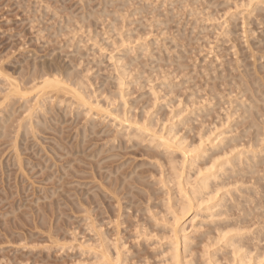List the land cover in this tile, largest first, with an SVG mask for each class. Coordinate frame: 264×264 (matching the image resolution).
Masks as SVG:
<instances>
[{"label":"rangeland","instance_id":"rangeland-1","mask_svg":"<svg viewBox=\"0 0 264 264\" xmlns=\"http://www.w3.org/2000/svg\"><path fill=\"white\" fill-rule=\"evenodd\" d=\"M46 1H47V4L50 2L51 6H50V3L47 5ZM115 1L120 2V4L118 3L120 6H118V4ZM122 1L125 3L127 0H125V1L124 0H121V1L120 0H82V1L81 0H44V1H41V0H0V65H1L0 68L5 73L10 72V74H7V75L11 76V73H12V77L16 76L17 71L21 72L20 70L23 69V71L25 70L24 71L25 73L21 72V75L19 73L18 74L20 77L21 76L25 77L27 75V72H28V74L31 72L30 68H32V67L31 66L29 67L30 64L36 63V67H35L36 69L41 68V67H37V66H42V64H43V67L46 65H50L52 67H60L59 66V64H60L61 65L60 68H62V69H64V68L71 69L74 66L77 70H79V71H75L74 69H72L73 71L77 72V75H80V74L85 75L86 78H89L91 80L90 81V80L86 79V84H88L87 86H90L89 87L90 90L96 91L97 89L95 87H97L100 91L104 92L103 94L100 93V94H102L101 98L104 99V97H107L105 95H108V97H110V96H113V95H111L112 93L114 95L116 94V92H117L116 90H118L117 89L118 87L116 85L115 86L117 88L114 87L113 82H115L114 81L115 78L118 77V73H119L118 71L120 69L117 70V68L120 67V65L122 66L123 64L129 63V61H130L128 59L129 56H127V59L125 58L126 57L125 56L124 57L125 59L124 58L121 59L120 62H116V61H118L117 58L120 57V54L126 49V47H129L127 49L132 50L135 46L136 50L135 51L133 50V52L129 55H131L130 56L131 58L133 57L135 60L136 59H138V60L135 61L134 64H132V65L131 64L126 65L129 68V73H130L128 80L133 79L137 73L142 74V78L138 82L131 83L129 87L126 86V89H125L126 94L124 96V99H121L120 97L117 98V96H113L116 99L110 97V100L108 98H106L104 101L103 99L101 100L99 98L101 100L102 105L105 107L106 100L108 99L109 102H107V105L109 104L108 107L113 109L114 107H118L120 105V103H122V101L125 100L126 101L125 107H126L129 115H134L135 117L140 118L141 121H142L141 118H146V120L149 118L148 121H146L148 123H152V120H153V122L156 124V126H155L156 129L162 128V126H165L169 129L170 128H176V130L178 131L176 138L183 139L185 141V144H188L191 141H195L197 146H198V144H200L199 137L196 136L198 133H196L195 131H197V132L199 131V133H201V134L206 132V134L205 133L202 134V135H204V137L202 139V142L204 143L203 145L209 146L211 140L214 142H217L218 138L221 137V136H219V134L222 131L227 129L230 122H232L233 120H237V121L241 120V117H240L241 111H238L237 113L231 114V111L236 106V102H232V99L235 98L236 93L231 92L230 87L221 81L222 74H220L221 75L220 79L217 78L219 80H215L216 75L218 77L219 76L218 74L220 72H222V70L224 68H226V66H228L227 60L228 59L230 60L231 58L233 60V58L235 59L237 57L236 55H235L236 57H233L234 55L230 54V53H232V51L235 52V49L232 48V46H230V45L235 44L236 46H238L236 49H239V54L241 53L242 58L246 59L245 62L242 63L243 65L248 64L250 66H253L252 64H254L252 61L253 59L251 58L250 51H247L249 46L246 47L247 44L246 45L244 44L247 40L245 38H243L244 37L243 32H242L243 30H240V28L242 29V27H241L242 25L239 24V28H238V23H237V21L240 20V19L237 20V18L241 17V20H243L242 19L243 17L239 16V14L247 13V9L246 10L244 9L245 8V7H243L244 5L241 4V2L239 0H238V2L240 4L238 3L239 4L238 8H236L238 5V4L236 5V2H235L236 0H227L230 3L226 2V0H201L202 3L200 2L201 3L200 5L198 4V2L200 1L199 0V1H197V3L195 2V4H194V5H197L196 8L193 4H192L193 6L190 5V3L192 1L194 2L196 0H192V1L190 0L191 2H189V1L185 2V0L183 2V0H180L184 3L183 4L180 2L181 4H183L182 7L184 6V9L181 8V6L176 2L177 4L176 3H174V4L179 5V6H176L177 10L175 8V5L172 4L176 0L175 1L169 0V3L172 2L171 5L175 8V10L171 6H170V10H169V4H168V6L167 5L163 6V0H128V1H130V6H128L126 4L128 7H126V5L124 3H122ZM165 1H166V3H168V0H165ZM245 1L242 3H245ZM205 2H206V4H204ZM207 2H209V4L212 3V7L210 6L211 4L209 5ZM220 2L223 3L222 4V10H223V5L225 3L230 4L229 5L230 7L228 5L226 6L227 9L229 7V8H231L230 10H232L231 13H230V11L227 10L228 13H230V17H229V14L224 15V13H225L224 10H226V7H224L225 9L223 11L220 10L221 9V7H220L221 3ZM109 3H113V5L107 6ZM121 3L123 5H125L124 8H126V9L121 7V6H123V5H121ZM127 3H129V2H127ZM234 3L236 5V7H235ZM115 4H116V6H118L117 9L119 8V10H120V7L122 8V10H123L121 12L122 15L128 14V15H126L128 17L125 20H123V21H125L124 23H122L123 25H118L119 27H121V33L122 34H120V35H123V38H125L124 35H127V33H129V34L133 33L134 35H135V33H138V34L140 33L139 36L137 34L136 37H134L133 34H130L129 39H132V36L135 38V39L133 38L131 41H125L126 39L121 38V40H119V41H125V42L124 43L120 42V44L122 43L123 46H122V48H119V50L116 48L115 45H117V44L115 42H112L115 46L114 47L115 50L114 49L112 50V48L106 47V45H107L106 43L107 42L111 43V41L113 39H114V41L117 40L116 42L118 43V38L120 36L118 34L120 32V28H119V31L118 30L114 31V29H113L114 25L111 27L112 29L107 28L106 31L109 30L108 32L111 33V30H113L114 34L118 31V33L116 34V35H119V36H117L118 37L117 39H115L116 37L115 38L113 37L112 33L106 34V31H105V28L111 24L110 20H113V15L111 14L112 12H110V11L114 10L116 13V9L113 8ZM231 4H233L234 6ZM45 5L50 6V8L54 5L55 6L52 7L53 9L49 10L48 9L49 7H47ZM198 5H199V7H198ZM207 5L211 8L207 7ZM44 6L47 7L46 9H48L49 11H54L55 13L50 12V14H49V12L48 13L45 12L46 9L44 8ZM215 6L220 7V8H217ZM138 7H140V8L146 7V11H148L149 13L144 10L145 12H142L143 14L139 12L140 15L137 16L136 14L138 13V11H136V10L138 9ZM165 7H166V9H165ZM167 7H168V9H167ZM197 7L199 9L201 8V11L204 10L206 7V11L209 13L206 14L207 12L205 13L203 11L204 15L202 14V16L205 17L206 15H208L209 16L208 21H206L205 18H203L201 15L198 14V13L201 14V12L200 11L197 12L199 10V9H197ZM57 8L58 9L62 8L65 11L63 10L64 11L63 12V11H61L62 9L58 10ZM158 8H160V9L158 11H156ZM232 8H236V9H234V10H236V12H233L234 10ZM103 9H105V11H107V13L109 12L111 14L110 18H106V16H105V19H104V16L101 15L102 18H100V15L99 16L96 15L98 12H100V10H103ZM192 9H193L194 14L190 15L189 13L190 12L192 13ZM237 9L239 10V12L240 11L242 12L243 10H245V11L243 13H239ZM163 10H165L167 13H169L168 15H170V16L162 15L164 13ZM168 10H169V12H168ZM171 10L174 12H172ZM114 11H113V14H114ZM126 11H127V13H126ZM130 11H133V13H136V14H133L132 12L130 13ZM134 11H136V12H134ZM56 12L59 13L60 17L58 15V13H57L58 16L55 15L54 17H52L53 15H51V13L56 14ZM88 12H90V14L93 12V14L95 15L91 18H96V17L100 18V19L96 18L95 20L92 19V23L90 20L88 21V23L89 22L91 23V25L89 24L88 27L91 26V29L93 30V32L91 31V34H89V36L92 38L94 36L93 34L96 35L99 32L98 36H96V37L94 36L92 38L93 40L88 39L87 35H88V33H90V31L88 32L86 29L82 28V27L86 28V26H85V24L84 25L82 24L83 26L80 24V21H79L80 19L74 20V18H73V21L74 22L78 21L79 22L78 24H80L82 26L81 27L80 25H78V27L83 29V31L80 30L79 28L77 31H76L77 28H75V30L73 29L74 28L73 26L76 25V23L75 24L70 23L71 22L70 21L68 24H71V25L73 24L71 27L65 21L67 19L69 20V17L67 18L68 15L71 17H73L72 15H76L75 19H77V17H81V14L86 13V15H87ZM128 12L131 15L133 14L134 16L133 15L131 16ZM151 12H153V13L159 12V15L162 13L160 15L162 17H160L158 15V18H156L157 14L155 13V15L153 16V14ZM41 13H42V17L45 16L42 18V20H44L46 23L44 21L41 23V19H40ZM45 13H46V15H45ZM171 13H173V16H175L172 18V21L170 18H168V17L172 16ZM210 13H212L213 15ZM233 14H237L239 17L238 16L236 17V15L231 17ZM36 15H37V17H36ZM88 15H89V13H88ZM104 15H106V14H104ZM117 15L121 16L120 13L118 14V12H117ZM258 15H260V14H258ZM50 16L53 20L50 18ZM119 16H118V20H116V21H120ZM212 16L214 18H212V20H210V17H212ZM254 16L255 15H253V19L251 18L252 16L250 17L252 19V21H251V19H249V21L251 23H250V28H248V30L250 29L249 31L252 32V37L250 35L251 32L249 33L250 36L248 34L245 36L246 37L248 36V38H249L248 42L250 44L255 45V47L252 46L253 49L257 50L256 52L259 51L257 53V56L259 58L260 53H262L264 51V38H262L263 36H261L259 34L261 32L260 29L264 27V24L263 25L259 24L258 23L259 21H257L258 19L256 20L257 17H255V19H254ZM35 17L37 18V20L34 19L35 22H33L34 20L32 21L31 19L35 18ZM63 17H64L63 22L65 21L68 28L66 27V25L63 22L62 23L64 24V26L67 29H69V30L71 29V30H70V32L68 30L66 32V29H65V32H63L64 26L61 23L60 26L63 29V31H62L63 34L61 35V33H60L59 36H57L56 34L58 31L56 32V30H58L59 28L56 25L58 22L55 21V19L58 20V18H59L58 21H60V19L61 18L63 19ZM65 17H66V19H65ZM107 17H109V15ZM226 17H229V19H228L229 21L225 20ZM124 18H125V15H124ZM124 18H121V20ZM161 18L164 19V21L167 20L170 22L168 23L166 21L168 24L166 26H163L165 24L161 25V23H163V20ZM232 18H236V22H234V20ZM140 19L142 20L141 25H139V23H136V22H139L138 20H140ZM159 19H161L162 21H160ZM193 19H194V21L196 19L197 20L199 19L198 21L196 20L197 24L194 25L195 22L193 21ZM204 19H205V21H204ZM108 20L110 21L109 22L110 24L107 25ZM141 20H140V22H141ZM156 20H158L160 22L159 23L157 21L158 22L157 25L160 24L161 27L159 25H158L159 27L156 26ZM54 21L57 23H55ZM232 21L234 23H236V25H237L238 29H236V28H234V29L239 31L238 34L232 28V24H233ZM52 22H54V25L53 26L49 25ZM191 22H194V23L191 24ZM241 22L243 23V21H239V23H241ZM130 23H133V24H130ZM229 23L231 24V26H229L230 25ZM117 24H119V22ZM117 24L115 23V25H117ZM221 24H223L224 26H220ZM46 25H49L48 27L50 29H54L52 27H55V26L58 29H56V27H55V29L53 31H51V30L46 31V29L43 27ZM191 25H192V27H191ZM138 26L140 27L141 30L139 28H137ZM194 26H196V28ZM48 27H47V29H48ZM226 27H228V28H226ZM234 27H235V24H234ZM42 28H44L45 30L44 29L42 30ZM191 28L198 29L199 31L197 30L198 32L197 31L195 32ZM229 28L231 30L232 29L234 30V31H232L233 33L230 32V33H232L231 37H232V35L235 37H239V39L236 38L237 40H235L234 37H232V39H231L230 35H227V36H229L231 41L232 40H233V42L237 41L235 43H233L231 41H230V43H227V42H229L228 40H226L227 42L226 41L224 42V40L228 37L225 36V39H224V33H226L227 31L226 32H223V31L229 30ZM72 29L74 30V32H72L73 31ZM137 29H139V30L137 31ZM84 30L87 32H84ZM191 30H193L194 33H192ZM54 31H55V33H54ZM234 32L236 35H234ZM253 33H255V34H253ZM109 34L112 36H109ZM129 34L126 37H129ZM181 36H183V37H181ZM110 37H111V39H109ZM250 37L252 39V43H251ZM102 39H104V40H102ZM96 40H97V42H96ZM174 42H176V43H174ZM238 42L240 45H238ZM177 43H178V45H177ZM242 43H243V45H242ZM109 44H108V46H109ZM141 44H143V45L145 44V46H143ZM118 45H119V43H118ZM111 46H113V45H111ZM130 46L133 48H130ZM117 47H119V46H117ZM120 47H121V45H120ZM231 48H232V50H230ZM103 49H105V51L102 52ZM141 49H143V51H141ZM261 49L263 51H260ZM121 50H122V52H121ZM124 52L126 53V51H124ZM124 52L122 54H124ZM256 52H255V55H256ZM115 54H116V56H115ZM113 55L116 58L112 57ZM117 55H119V56H117ZM157 55H158V57L160 56L162 58V62L153 63L154 59H152V57L157 56ZM2 62L5 64L2 65L1 64ZM53 63H55V64H53ZM69 63H71L72 65ZM224 63L226 64V66ZM44 64H46V65H44ZM217 64L218 65L221 64V66H223V67L225 66V67L224 68L222 67V69H221L220 66H218ZM256 64H258V67L261 69L263 67V64H264V59L259 60ZM27 65H28L29 69H27V67H26ZM68 65H70L69 68H67ZM32 66H33L32 69L36 70L34 68V65H32ZM116 66H118V67L116 68ZM2 67H4V69ZM25 67H26V69H25ZM214 67H217L221 71L216 69V73L213 72V73H215V77H212V78H214V80H213L211 77H209V76H213V74L210 75L208 73L211 72L212 69L215 70ZM2 70H0V71H2ZM12 70L14 72H12ZM262 70H260V71L264 75V69H262ZM80 71H81V73H80ZM217 71H219V73ZM251 71H253V70H251ZM78 72H79V74H78ZM22 73L24 74V76L22 75ZM227 73L228 72H226V74ZM30 74H32V73H30ZM30 74L27 76H30ZM226 74H225V76H226ZM233 74L236 75V74H238V72H233ZM0 76H1V74H0ZM16 77H18V76H16ZM223 77H224V74H223ZM0 78H1L0 80L3 81V77L1 76ZM2 81H0V83ZM87 81H88V83H87ZM3 84H4V82H2V84H0L1 88L4 87ZM92 84H93V87L95 86L94 90L91 89ZM114 84H116V83H114ZM262 84H263V82L261 83V85ZM215 86H217L216 88L219 89V90L218 89L217 90L221 94L219 95V97H216V98L208 101L209 97H207V96H209V95H207L206 93H209L210 89L212 87H215ZM99 90H97V92ZM34 91H36V90H34ZM34 91L33 92L29 91L30 94H29V92H28V94L31 96H34L35 93H37ZM97 92H95V94ZM0 93L1 94L3 93V95H4L3 91H1ZM109 93H110V95H109ZM100 94L98 96H100ZM29 95H27V97H29V99H27L28 100L27 102H29V100H31V102L37 103L36 101L33 100L34 98L29 96ZM263 95H264V87H262L261 91L257 93V97H258L259 101L255 103V109L253 110V116L250 117L249 119H246L248 123L252 118H255L257 120V122L264 124V96ZM68 96H70V95H68ZM238 96H240V95H238ZM24 100L20 99L18 101L20 103L12 102V104L13 103L16 104V106L13 105V107H14L13 109L16 110V108H17L16 111H18V113L19 112L22 113L20 111V109H21V106H23V104L25 105L26 100L25 101ZM68 100L69 99H66L67 106H69ZM240 100H247V102L251 103L248 96L240 97ZM21 101H24V103ZM57 101H58V103L60 102L59 99ZM63 101H65V100L63 99ZM55 102H56V100H55ZM56 103H54V104H56ZM60 103H59V105H60ZM64 103H66V102L61 103L60 106L63 105L62 107H59V106L56 107L57 105H55L56 108H54L55 110H53V112H52L54 115L56 114L55 116H53L51 112L49 113L50 116L49 115L47 116L48 118H52V117L54 118L55 117L56 121L54 119L53 121H55V122H53L52 124L50 123L49 125H51V126L48 125L49 126L48 128L51 127L50 128L51 130H49V131L47 130L48 128L47 129H45V127L41 128V131H40L41 135L40 136H42V137L39 140L40 143L37 141L35 142V140L33 141L34 138L32 135H31L32 138L29 137V139H28V137H26V139H28V141L25 139V137H23L25 135L24 134L22 135V133H21V136L18 137L19 138L18 139V143H19L18 147L20 149V152L23 151V149H25V151L21 153L23 160H24L22 163L23 164L22 166L25 170L24 173L22 171L23 168H19V166H17L18 164L16 165V162L14 159L15 158L14 148L12 146H10L12 144L10 142L13 141L12 139H14V136L11 134V133H13V132H11V130L13 128L15 129L16 126L18 127V125H17L18 123L16 124L12 120L14 126L16 125L15 127L12 126L13 128L12 129L10 128V130L6 129L7 127H5V129H4L5 133L2 131L3 129L0 130V131H2L3 134L7 133L6 137H8V139H7L5 137V135L1 134V132H0V134H1V136H0V162H1L0 168L5 167L3 169L1 168L2 170L0 169V264H97L96 260L94 261L95 257L94 256L92 257V255L94 254V249L93 250L87 249L89 247V243L91 241L92 242L94 241V242L92 245H91V243H92L91 242L90 245L92 247L95 246L94 245L95 244L94 239H96V238L94 237V235L96 236V234H95L96 231H95V229L94 230L91 229L93 227L90 228V226H92V225H89L90 219H88V223L86 221L87 219H85V217H87V215H88V214H86V208H89V209L94 208L93 211L91 210V212H90L92 215H95L94 211L97 210L96 198L94 195L93 196L91 195V194H94L93 190L91 191L92 193L91 192L87 193V191L94 189L92 187H94L96 183L94 181H92V180H94L93 176L99 172V169H97V167L99 165L96 164L97 158L95 160V158L93 157V153H94L93 149H94V147H96V145L98 146L99 143H100V145L102 143L106 144V143H104L105 140H106V142L109 140L108 138L111 136L105 134L106 131L109 132L111 130V132L113 133V131H115V129H117L118 127H114L115 123L113 122L114 120L112 119V116L110 118V116H108L105 112L98 115L97 113L95 114L92 111V114L96 115V117H94V119H93V118H90V116H92V115H90L89 112H88L89 114L86 115V114H84V111H82V113H81V111H80L81 109H78L80 111V117H79V113H78L79 111L76 110L77 104H76V106H74L75 104H73V107L69 106L68 107L69 109H66V110L64 109L65 114H67L66 116H64L65 114H64L63 108H65V106H66V104H64ZM31 104H34V103H30V106H31ZM48 104H49V101H48ZM71 104L72 103L70 102V105ZM35 105H33V106H35V108H38V103ZM50 105H48V106H50ZM8 106H10L11 108L7 107L6 110L9 111V109H11L12 112L14 113V110L12 109L11 104ZM30 106L27 105L25 109L27 110L28 109L27 107L30 108ZM22 108H24V107H22ZM70 108L72 111L70 110ZM211 108L213 110V113L210 115H207L206 111L211 109ZM26 110H25V113L23 112L24 115L22 114L23 117L27 115L26 113H28ZM67 110L68 111L70 110L73 114H75L77 112L78 114L77 113L76 114L78 116L73 115V114H69ZM73 111H76V112L74 113ZM13 113H11V114H13ZM11 114H10V117L12 116ZM13 115H15V113ZM18 115L21 116V114H18ZM59 115H62L64 117L59 118L60 117ZM95 115H93V116H95ZM19 116H17V114L15 115V118L17 121H19L18 120ZM56 116H57V118H56ZM74 116H76L77 119H75L76 117H74ZM228 116H230V117L227 119ZM12 117H14V116H12ZM21 117H19L20 120H21ZM190 117L192 119L187 122V119H189ZM57 119L58 120L60 119V121H57ZM62 119L64 121L66 120V123H64V121H63V123H64L63 124ZM92 119L93 120L96 119V120L91 122ZM9 120L11 121V119H8V121ZM23 120H24V118H23ZM73 120H75V122ZM56 122L58 124L55 126ZM9 123H8V125H9ZM59 123L60 124L62 123L63 125L61 124L62 126H60ZM248 123H246V125ZM72 124H74L75 126ZM85 124H88V126L87 125L85 126ZM91 124L92 125L95 124V125L91 126ZM6 126H7V124H6ZM82 126L87 127L86 130H87V132H89V133H86L87 134L86 139H84L83 135H81L83 140L81 139L80 135H79L80 138L77 135L78 131L81 130V132H82V129L84 128ZM89 127L90 128L95 127L94 129H92L94 132L91 131V129H88ZM191 127L195 128V130L192 134L189 133V129ZM243 127L244 126L241 125V128H243ZM0 128H4V126L0 127ZM110 128H112V129H110ZM14 129H13V131L15 132L17 130V128L15 130ZM42 129H44L45 131H43ZM108 129H109V131H108ZM83 130H85V128ZM200 130H202V131L200 132ZM252 130H254V129H252ZM103 131H104V133H103ZM8 132H9V135H8ZM100 132L103 133V134H101V137H100ZM111 132H109V133H111ZM195 133H196V135H195ZM13 134H15V133H13ZM73 134H74V136H76V137H74V139L71 138V136ZM10 135L13 136L11 141L9 140L10 139L9 137H11ZM185 135H187L188 138H186V137L183 138V136H185ZM194 135H195V137H194ZM28 136H30V135H28ZM98 137H99V139H98ZM44 138H47L48 140L44 139ZM20 139H22L23 141ZM41 139H42V141H41ZM55 139H57V140H55ZM111 139L112 138H110V141H111ZM76 140H78V141H76ZM80 140H81V142L84 141V142H82V145L80 144L81 146L79 145ZM23 142H25V143H23ZM77 142H78V144H77ZM35 143H36V146H35ZM38 143H39V145H38ZM51 143H53V144H51ZM59 143L61 146L57 145ZM75 143H76L77 147L74 149ZM46 144L51 145L52 148H51V146L48 147V145H46ZM54 144H56L58 147L56 145L54 146ZM68 144H69L71 149L69 148ZM19 145H22L24 147L22 148ZM40 145H42V147L46 146L45 149L47 150V152L44 151L45 149L43 150V148ZM127 146H129V145L125 144L124 147L126 149H122V150H119L120 152H118V151L116 152V153H118V155H117L118 158L116 157V159H113V160H107L105 158L106 160H104L103 165H102L104 167V169H106V167H109L110 164L113 167L116 166V168H117L118 165L122 163L124 165V167H123V165H119V167L122 166L121 169L119 170V174H125V173H128L131 169L130 167H132L138 161L141 162V161H146V160L148 161L149 160L146 155L142 156L139 154V150H140L139 148L132 149L131 147L127 148ZM34 147H36V148H34ZM59 147H61V148H59ZM81 147H82V149H81ZM39 148L41 149V152L38 151ZM64 148L66 149V151ZM55 149H57V150H55ZM137 149H139V150H137ZM67 150L71 154L69 152H67ZM74 150H76L75 152H77V154L75 153L76 155L73 154ZM91 150H93V151H91ZM53 151H54V153H56V154L59 153V154H57V156H56V154H54ZM47 153L52 154V155L48 156ZM8 154H9L10 160L8 158ZM10 154H11V156H14V157H11ZM188 154L191 155V152ZM59 155H61L62 158L60 156V158L58 159ZM47 157L49 159H47ZM45 158H46V162L44 161ZM7 159L9 160V162ZM11 159L13 161H11ZM26 159H27V161L29 159H31L32 163H30V160L28 162L27 161L25 162ZM53 159H55V160L53 161ZM56 160L58 161L59 167L55 166L57 164V163H54V162H56ZM220 160L222 161L223 159L220 158ZM220 160H218V161H220ZM47 161L49 163H47ZM110 161H111V163H110ZM12 162H15V164L14 163L12 164L13 166L10 165ZM27 163L30 166L27 165ZM62 164H64V165L60 169V166ZM68 164L69 165L72 164V166H74V169H73V167L70 166L71 169H69V167H68V169H66L67 171H65L64 169L67 168ZM96 165H97V167H96ZM24 166H26V167H24ZM63 167H65V168H63ZM18 168L20 169V172H22L21 174L18 171ZM58 168H59V171H58ZM62 169L64 170V172L61 171ZM104 169L101 170L102 173H103ZM109 169H111V167ZM109 169H106V171ZM141 169H144V168H141ZM16 171L19 172V175H17ZM92 171H93V173H92ZM76 172H78V173H76ZM104 173L108 174L105 171H104ZM104 173H103V175L106 177V175ZM155 174L157 175L159 173L155 172ZM147 175L148 176L144 180L145 181L144 183L147 184L146 185L147 189L149 188L151 191H154V190L160 189V187H162L161 183H159V184L151 183V185H150V182H152L153 180L155 181L156 179L159 178V175L156 176L157 178L149 176L150 174H147ZM107 177H109V176H107ZM248 185H249V183H248ZM133 186L135 187L134 190H137L139 188L143 189L141 186H137V185H133ZM228 188H230V187H228ZM228 188L226 187V189H228ZM86 189H88V190H86ZM226 189L224 188L223 190H221V193L224 192ZM51 193L52 194L54 193L55 195H51ZM105 196H106V194H105ZM45 197H46V199H45ZM2 198H3V200H2ZM103 201H104V207H105L104 209H106V207H109V209H111V210L113 208H115V205H112V204L110 205V201H108V199H105V200L103 199ZM79 203H81V205H79ZM82 203L84 205H86L87 207L83 206ZM80 206H81V209H80ZM90 206H93V207H90ZM82 208H84V210ZM59 209H60V212L58 211ZM13 210L14 211L16 210L15 214L13 213L14 212ZM129 211H131V210H129ZM7 212L10 214L12 213V214L11 215L7 214ZM82 212H83V214L85 213V216L82 214L84 216V218L80 214ZM5 213L7 215H5ZM202 213L204 215V213L206 214L207 211L206 212L203 211ZM57 216L60 218L58 219ZM193 217H194L193 215L187 214L183 217V219H181L179 227H180V230L185 229V232L184 231L179 232L180 235H184V233H186L187 235L190 234L191 236L192 235L194 236V234L197 235L199 233V231H201L200 230L201 227H202V231H203V229L205 230L204 226H205L206 220L211 221V220L217 219V217H216V219H215V217H213V218L211 217L208 220L207 217H204L201 215H198L197 217H194V218ZM50 221H52V222H50ZM90 224H91V222H90ZM200 224H202L201 227H200ZM181 226H184V228L181 229ZM52 228H54V229H52ZM106 228L107 227H105V228L103 227L102 230L106 231ZM107 230H108V228H107ZM22 231L25 233L26 236H24V233ZM50 231L52 232V235H51ZM39 232H41V233H39ZM53 232H54V234H53ZM243 232H245V230H243ZM246 232H247V230H246ZM72 234L75 235L76 240L74 239V235H72ZM32 236H33V238H32ZM60 236H62V237H60ZM91 237L93 239H90ZM52 238H54V240ZM55 238H57L58 241L61 243L63 241H66V243H72V246L74 248L73 247L70 248L71 245L67 244V246H69V248H68L67 246H64L66 243H64V245H63L57 241L60 244V246H59L58 243L56 244ZM131 239H130V242H132V240H133V239L132 240ZM60 240H62V241H60ZM136 241L133 240V243H137ZM6 242H8V243H6ZM80 242H83L85 244L80 243ZM79 243L86 245V247H84V249L83 248L79 249L78 248V246L80 245ZM51 244H52V246H51ZM54 244L57 247L54 246ZM76 244L78 246H76V248H75ZM62 246H64L65 248L63 247V249H61ZM80 246H82V245H80ZM91 246H90V248H92ZM67 248H68V250H67ZM93 248H95V247H93ZM66 250H67V252H66ZM80 250H85V252L83 251V253H82V251H80Z\"/></svg>","mask_w":264,"mask_h":264},{"label":"bare ground","instance_id":"bare-ground-1","mask_svg":"<svg viewBox=\"0 0 264 264\" xmlns=\"http://www.w3.org/2000/svg\"><path fill=\"white\" fill-rule=\"evenodd\" d=\"M41 1H44V0H41ZM164 1L165 0H163V6H165V5L168 6V4H169V10H170V6L172 8H174L171 5L172 2L169 3V0H168V3H166V1L165 2ZM171 1H173V0H171ZM186 1L191 2L192 0L191 1L185 0V2ZM197 1H199V0H196L194 2L192 1L193 3L191 2L190 5L193 6L195 4V2L197 3ZM239 1L241 2V4L244 5L243 6V7H245L244 9L245 10L247 9V13L239 14V16L243 17L242 18L243 20H241V17L237 18V20L240 19L239 21H243V23L241 22L242 23L241 24V23H239V21H237L238 28H239V24L242 25L241 26L242 29L240 28V30H243L242 31L243 36H244L243 38H245L247 40V41L245 40L246 42L244 44L245 45L247 44L246 47L249 46L247 51H250L251 58L253 59L252 61L254 64H252L253 66H250L248 64L243 65L242 63L245 62L246 59L242 58L241 53L239 54V49H236L238 46H236L235 44H232L230 46H232V48L235 49V52L232 51V53H230V54L234 55L233 57H236V56L237 57L235 59L233 58V60H232V58L230 60L228 59L227 60L228 66H226V64L224 63L226 68H224L225 66L224 67L221 66V64L220 65L217 64L218 66H220L221 69H222V67L224 68L222 70V72L219 73V71H221V70H219L217 67H214L215 70L212 69L213 71L211 70V72L208 73L210 75L213 74V76H209L212 78V77H215L216 69L219 70V71H217L219 73L218 74L219 76L217 77V75H216L215 80H219L220 76H221L220 74H222L221 81L230 87L231 92L236 93L235 98L232 99V102H236V106L231 111V114L237 113L238 111H241L240 112L241 120H239V121L233 120L232 122H230L227 129L222 131L219 134V136H221V137L218 136L219 137L218 141L214 142L211 140L209 146L203 145L204 143L202 142V139L204 137V135H202V134H204V133L206 134V132L201 134V133H199V131L198 132L195 131L196 133H198L197 135L195 133V135L197 137H199V140H200V144H198V146L195 143V141H191L190 143L185 144V141L183 139L176 138V135L178 133L176 128H170L169 129L165 126H162V128L156 129V127H155L156 124L153 122V120H152V123H148L146 121H148L149 118L147 120H146V118H141L142 119V121H141L140 118H137L134 115H129L127 112V109L125 107V103H126L125 100H123L122 103H120V105L118 107H114L113 109L108 107L109 104L107 105V102H109L110 97L115 98L113 96H117V98L120 97L121 99H124V96L126 94V91H125L126 86L129 87L131 83L138 82L142 78V74L137 73L133 79L128 80L130 73H129V68L126 65L127 64L132 65V64H134L135 61L138 60V59L135 60L133 57L131 58L130 57L131 55H129L133 52V50L134 51L136 50L135 46H134V48L130 46V48H133L132 50L127 49L129 47H126L127 50L126 49L124 50V51H126V53L123 51L124 54H122L123 52L121 50L122 55L120 54V57L117 58L118 61H116V62H120V60L123 59L125 56H126L125 57L126 59H127V56H129L130 58L128 57V59L130 61L127 64H123L122 66L120 65V67H118L119 65L116 66V68L118 67L117 70H119V69L120 70L118 71L119 72L118 77L115 78V80H114L115 82H113V85H114V87L117 86L118 88L117 87L116 88L118 90H116L117 92L115 95L113 93L111 94L113 96L108 97V95H105L107 97H104V99L101 98V95L104 92L100 91L97 87L94 86L97 90H99L98 92H97V90L95 91L93 84L91 85L93 87V88L91 87V89H93L94 91L90 90V88H89L90 86H87L88 84H86V79L87 80H90V79L86 78L85 75H81V74H80L81 76L77 75V72H75V71H79V70H77L74 66L71 69H66V68L62 69V68H60L61 67L60 64H59L60 67H52V66L46 65V64H44V65H46L47 67L46 66L43 67V64H42V66H37V67H41V68L36 69L35 68L36 63L30 64V65L28 64L29 67L31 66L32 68H33L32 65H34V68L36 70L30 68L31 72L29 70L28 71L32 74L29 73L30 76H27V75H29L27 72V75H26L27 77L26 76L25 77L19 76V74L21 75V72L25 71V70L23 71V69L20 70L21 72L17 71L16 76H18V77H16V76L12 77V73H11V76L7 75V74H10V72H7L8 71L7 70L6 71L7 73H5L0 68V70H2V71H0V74L3 77V81L2 80H0V81L4 82L3 86L5 87L4 88L2 86L4 89L0 87V90L2 89L1 91L4 92V95H3V93L2 94L0 93L1 94L0 95V98H1L0 99V127L4 126V128H0V130L3 129L2 131L5 133V130H4L5 127H7L6 129L10 130V128L12 129L13 127L16 126V125L14 126L13 121L16 124L18 123L17 124L18 127L17 126L15 127V129L17 128V130L15 132L13 131L14 128L11 130V132L15 133V134L11 133L14 136V139H12L13 136L10 135L11 137H9L10 138L9 140L10 141H11V139L13 140L10 142V143H12L10 146H12L14 148V152H15V154H14L15 158L14 159H15L16 165L18 164L17 166H19V168H23L22 163L24 160H23L21 153L24 152L25 149H23V151L20 152V149L18 147V144H19L18 143V139H19L18 137L21 136V133H22V135L23 134L25 135V136H23V137H25V139H26V137H28V139H29V137L32 138V136H33V138H34L33 141L35 140V142L36 141L39 142L40 138L42 137V136H40L41 135L40 134L41 128L45 127V129H47L49 126H51V125H49L50 123L52 124L53 122L56 121L55 117L54 118L53 117L48 118L47 116L49 115L50 112L52 113L53 110H55L54 108H56L58 106L62 107L63 105L62 106H60V105L63 102H66V103H64V104H66V106H65V108H63V111H64V109L65 110L69 109L68 108L69 106L73 107V104H75L74 106H76V104H77L76 110L81 109L80 110L81 113H82V111H84V114H86V115H88L90 113V115H92V116H90V118H93V119H94V117H96V115H95L96 113L98 115H100L101 113L105 112L108 116H110V118L112 116V119L114 120L113 122L115 123L114 127H118L117 129L114 128L115 131L112 130L113 133L111 132V130L109 131V129H108V131L111 133L106 131L105 134L111 136L108 138L109 140L107 142L105 140L104 143H106V144L102 143L101 144L102 146H101L99 143L98 146L96 145V147H94V149H93L94 151L91 150L94 152V153L93 152L92 153H93V157L95 158V160L97 158L96 164L99 166L97 167V165H96V167H97V169H99V172L97 171L98 173H96L93 176L94 180H92V181H94L96 183L95 186L92 187L94 189L87 191V193H89L93 190L94 194H91V195L92 196L94 195L96 198L97 210L94 211L95 215H96L95 216V215H92L90 213L91 210L93 211L94 208L93 209L92 208L91 209L86 208V214H88V215H87V217H85V219H87L86 220L87 223H88V219H90L89 221L91 222V224L89 222V225H92V226H90V228L93 227L91 229H93V230L95 229V231H96V233H95L96 236L94 235V237L96 238V239H94L95 240V244H94L95 246H93L95 248H93L91 246L94 241L93 242L91 241L92 243L90 242L91 245L89 243V247L87 249L88 250L94 249V254L92 252L91 253L93 254L92 257L93 256L95 257L94 261L96 260L97 264H264V124L257 122V120L255 118H252L249 121V123L246 120V119H249L250 117L253 116V110L255 109V103L259 101L258 97H257V93L261 91L262 87H264V75L260 71V70L264 69V64H263V67L261 69L258 67V64H256L259 60L264 59V51L262 49L260 50L263 52L260 53V56L258 58L257 53L259 51L256 52L257 50L253 49V47H255V45L250 44L248 42L249 41L248 36L247 37L245 36L247 34L249 35V33L251 32V31H249L250 29L248 30V28H250V23H251L249 21V19H251V18L253 19V15H255L254 19H255V17H257L256 20L258 19L257 21H259L258 22L259 24H262V25L264 24V0H246V1L245 0H242V1L239 0ZM244 1H245V3H242ZM127 2H129V3H127ZM176 2L181 6V8L184 9V6L182 7V5L184 4L183 3L184 0H183V2L180 0H176L172 4H174ZM180 2L183 4H181ZM200 2H201V0L198 2L199 5L202 3V2L201 3ZM226 2L230 3L227 0H226ZM235 2H236V5L239 3L238 0H236ZM116 3L120 4V2H116ZM122 3H124V2L122 1ZM122 3H121V5H123ZM207 3L209 4V2H207ZM228 3L227 4L225 3L224 4L225 6L223 5V10L225 9L224 7H226L227 5L228 6L230 5ZM46 4H47V1H46ZM119 4H118V6H120ZM124 4L125 5L127 4L128 6H130V1L127 0ZM204 4H206V2ZM210 4L209 5L212 7V3H210ZM222 4L223 3H221V6H220L221 9L220 10H222ZM239 4L236 7V5L234 3L236 8L239 7ZM47 5H45V6H47ZM110 5L112 6L113 3H109L107 6H110ZM125 5H123L121 7L124 8ZM127 5H126V7H128ZM179 5H175L176 10H177L176 6H179ZM199 5H198V7H199ZM231 5H233V4H231ZM45 6H44L45 9L47 7H49L48 9L50 10V9H53L52 7H54L55 5L52 6L51 8H50L51 3H50V6H47V7H45ZM118 6H116V4H115L113 7L114 9H116V13L114 10H113L114 14H113V11H110V12H112L111 14L113 15V20L109 19L111 22L108 20L107 25L111 23L110 24L111 26L109 25L110 27L107 26L105 28V31L107 28H111L113 25H114L113 26L114 31H116V30L119 31V28H120V32L118 33V31H117L115 34L113 33V30H111L112 28L110 29L113 37L114 38L116 37L115 39L118 38L117 36L122 34L121 33V27H119L118 25H123L122 23L125 22L123 20H125L128 17V16H126L128 14H124L125 15V18H124V15L121 14V12L123 11L122 8L120 7V10H119V8L117 9ZM194 6L196 8L197 5H194ZM198 7H197V9H199ZM207 7H209V6L207 5ZM211 7H209V8H211ZM215 7H217V6H215ZM220 7H217V8H220ZM229 7H228V9L226 7V10H224L225 13L224 12L223 13H224V15L229 14V17H230V13L232 10H230L231 8H229ZM175 8H174V10H175ZM236 8H232V9L234 10ZM48 9H46L45 12H47V13L49 12V14H50V12L55 13L54 11H49ZM61 9H58V10H61ZM124 9H126V8H124ZM159 9L160 8H158L156 11H158ZM165 9H166V7H165ZM167 9H168V7H167ZM63 10L64 9H62L61 11H63ZM144 10L146 11V7L145 8L138 7V9L136 10V11H138L137 14L133 13V11H130V13L132 12L133 14H136L138 16V15H140V13L145 12ZM169 10H168V12H169ZM227 10L230 11V13H228ZM245 10H243L242 12L241 11L239 12V10H238V12L243 13ZM136 11H134V12H136ZM163 11H164L163 14L161 13L162 11L160 12L162 15L170 16V15H168L169 13H167L165 10H163ZM199 11L201 12V14L200 13H198V14L201 16H202V14L204 15V12L205 13L207 12L206 7L202 11L200 8L197 12H199ZM58 12H56V14L51 13V15H53L52 17H54L55 15L58 16L59 15ZM117 12H118V14L120 13L121 16L117 15ZM146 12H148V11H146ZM153 12H151V13L154 16L156 12L155 13H153ZM172 12H174V11H172ZM233 12H236V10H234ZM57 13H58V15H57ZM88 13H89V15H88ZM88 13H87V15H86V13L81 14V17H77V19H75L76 15H72L73 17L68 15L67 18L69 17V20L67 19L65 21L67 24L70 21H71L70 23H74V24L76 23V25L73 26L74 30H75V28H77L76 31L78 30V28L82 31H83V29H86L88 32L90 31V33H88L87 36H88V39L91 40L94 36L96 37L99 35V32L98 33L96 32L97 34L96 35L93 34L94 36L92 38L89 36V34H91V31L93 32V30L91 29V26L88 27L89 24L91 25L92 19L93 20H95L96 18L100 19V18H102V16H104V19H105V16H106V18H110L111 14L109 12L107 13V11H105V9H103V10H100V12H98L96 14L98 16L100 15V18L99 17L91 18L95 15L93 14V12L91 14H90V12H88ZM126 13H127V11H126ZM208 13L209 12H207L206 14H208ZM104 14H106V15H104ZM156 14H157L156 18H158L159 12H157ZM171 14H172V16L168 17V18H170L172 21V18L175 16H173V13H171ZM189 14L190 15L194 14L193 9H192V13L190 12ZM210 14H212V13H210ZM237 14H233L231 17H233L235 15L237 17L238 16ZM258 14H260V15H258ZM45 15H46V13H45ZM108 15H109V17H107ZM118 16H119L120 21H116V20H118ZM36 17H37V15H36ZM36 17L32 18L31 20L32 21L34 19L37 20ZM43 17H45V16H43ZM43 17H42V13H41V18H40L41 23L44 21V20H42ZM59 17H60V15H59ZM160 17H162V16H160ZM202 17L205 18L206 21L209 20L208 15H206L205 17L204 16H202ZM229 17H226L225 20L227 21L229 19ZM50 18H51V16H50ZM73 18H74V20L80 19L79 20L80 24L81 25L85 24L86 28L82 27L83 25L81 26L80 24H78L79 23L78 21L74 22ZM121 18H124V19L121 20ZM212 18H214V17L213 16L210 17V20H212ZM65 19H66V17H65ZM161 19H159L160 21L163 20V23H161V25L165 24L163 26H166L170 22V21H167L165 19L168 22L167 23L166 21H164V19H162V20ZM205 19H204V21H205ZM232 19L234 20V22H236V18H232ZM252 19H251V21H252ZM35 20L33 22H35ZM58 20H59V18H58ZM58 20L55 19V21H57L58 23L60 22L59 24L54 21L55 23H57L56 25L59 28L58 29L55 26L56 29H58V30H56V32L58 31L56 35L59 36L60 33L62 35L63 32H65V29H66V32H67V30L70 32L71 29L70 30L67 29L68 28L67 24L65 23V21L63 22L64 17H63V19L61 18L60 21H58ZM89 20L91 21V23L90 22L88 23ZM140 20H138L139 22H136L137 20L135 22L139 23V25H141L142 20H141V22H140ZM196 20L194 21V19H193V21L195 23L191 22V24L192 23H194V25L197 24ZM157 21L158 20H156V26L159 25L161 27L160 24L157 25V23L159 22V21L158 22ZM54 22H52L53 24L51 23L49 25L53 26ZM62 22L66 25L67 28L64 26V24ZM114 22L116 24L119 22V24L115 25ZM234 22L232 21V23H233L232 28L238 29L236 23H234ZM61 23L64 26V31L60 26ZM130 24H133V23H130ZM234 24H235V27H234ZM49 25H46V26L48 27ZM68 25L72 27L73 24L72 25L68 24ZM78 25H80L83 29L78 27ZM46 26H43L46 29V31L47 30L53 31L55 29V27H52L54 29H50L49 27L47 29ZM196 26H194V27L196 28ZM220 26H224V25L221 24ZM229 26H231V24ZM191 27H192V25H191ZM44 28H42V30ZM137 28L140 29L139 26ZM195 28H191V29H193L196 32L198 29H195ZM226 28H228V27H226ZM139 29H137V31ZM233 29L231 30L229 28V30L223 31V32L227 31L226 33H224V39H225V36H227V35H230V37H231V34L233 33L232 31H234V30L237 34L239 33V31H237L236 29H234V30ZM74 30L72 32H74ZM193 30H191L192 33H194ZM87 31L84 30V32H87ZM108 31H106V34L110 33ZM260 31L261 32L259 34L261 36H263L262 38H264V27L261 28ZM230 32H232V33H230ZM235 32H234V35H236ZM54 33H55V31H54ZM117 33L119 35H116ZM110 34H109V36H112ZM128 34L129 33H127V35ZM130 34H133V33H130ZM130 34H129V37H126L127 35H124L125 38H123V35H120L119 36L120 39L118 38L119 45L116 42L117 40L114 41V39L112 38L113 40L111 41V43L109 42L110 44L108 42L106 43L107 44L106 47L112 48V50H113L114 47L116 46V48L119 50V48H122V46H123V44L122 43L120 44V42L124 43L125 41H131L134 37H136V35L138 33H135V35L133 34L134 37L131 35L132 39H129ZM139 34H138V36H139ZM253 34H255V33H253ZM250 35L252 37V32ZM181 37H183V36H181ZM227 37L228 38H226L224 40V42L226 40H228L229 42L226 41L227 43H230L232 37H234L235 40H237L236 38L239 39V37H235L233 35H232L231 39L229 38V36H227ZM251 37H250V39H251ZM121 38L126 39V40L125 41H119V40H121ZM109 39H111V37ZM102 40H104V39H102ZM96 42H97V40H96ZM112 42H115L117 45L114 46V44ZM231 42H233V40ZM235 42H237V41H234L233 43H235ZM174 43H176V42H174ZM251 43H252V39H251ZM108 44H109V46H108ZM145 44L144 45L141 44V45L145 46ZM111 45H113V46H111ZM120 45H121V47H120ZM177 45H178V43H177ZM238 45H240L239 42H238ZM242 45H243V43H242ZM117 46H119V47H117ZM232 48L230 50H232ZM103 51H105V49H103L102 52ZM141 51H143V49H141ZM255 52H256V55H255ZM158 55L152 57V59H154L153 63L162 62V58L160 56L158 57ZM115 56H116V54H115ZM115 56L113 55L112 57L116 58ZM117 56H119V55H117ZM1 64L3 65L5 63L2 62ZM53 64H55V63H53ZM69 64H71V63H69ZM28 65L26 66L27 69H29ZM69 66L70 65H68L67 68H69ZM26 67H25V69H26ZM2 68L4 69V67H2ZM72 69H74L75 71H73ZM251 70H253V71H251ZM12 72H14V71L12 70ZM213 72H215V73H213ZM226 72H228V73L226 74ZM233 72H238V74L234 75ZM80 73H81V71H80ZM78 74H79V72H78ZM223 74H224V77H223ZM225 74H226V76H225ZM22 75L24 76L23 73H22ZM217 78H219V79H217ZM212 79L214 80V78H212ZM2 82L0 84H2ZM262 82H263V84L261 85ZM87 83H88V81H87ZM114 83H116V84H114ZM216 87L217 86L212 87L210 89L209 93H206L207 95H209V96H207V97H209L208 101L212 100L216 97H219V95L221 94L218 91L219 89ZM34 90H36V91H34ZM29 91H31V92L34 91L37 93H35L34 96H31V95H29L30 94ZM28 92H29V94H28ZM95 92H97L96 93L97 95L95 94ZM98 93L99 94L102 93V94H100V96H98L99 95ZM27 95L34 98L33 100L38 103V108H35V106H36L35 104H37V103L31 102V100H29V102H27L28 101L27 99H29V97H27ZM68 95H70V96H68ZM109 95H110V93H109ZM238 95H240V96H238ZM245 96L249 97L251 103L247 102V100H240V97H245ZM99 98L101 100L103 99L104 101L106 98L109 99V100L108 99L106 100L105 107L102 105L101 100ZM20 99L26 100V101L24 100L25 105L23 104V106H21V109H20V111L22 113H20V112L18 113V111H16L17 108H16V110L13 109L14 108L13 105L16 106V104H14V103L18 102ZM58 99L60 100V102L62 101L61 103L59 102L60 105L57 101ZM63 99L65 101H63ZM66 99H69L68 100L69 106H67ZM55 100L57 103L55 102ZM24 101H21V102L24 103ZM48 101H49V104H48ZM69 101L72 103L71 105H70ZM12 102H14V103L12 104ZM18 103H20V102H18ZM30 103H34V104H31V106H30ZM54 103H56V104H54ZM10 104L12 106V109L14 110L15 115L17 114V116H19L18 114H21L22 117L19 116V117H21V120L18 117V120L20 122L16 120L15 115H13L14 113L12 112L11 109H9V111L11 110L10 112L8 110H6L7 107L11 108L10 106H8ZM27 105L30 106V108L27 107L28 109L26 110L25 108ZM33 105H35V106H33ZM48 105H50L51 107ZM55 105H57V106L55 107ZM22 107H24V108H22ZM25 110L28 113H26L27 115L23 117ZM70 110H71V108H70ZM69 111H68L69 114H73L71 112L72 110L70 111L71 113ZM80 111L78 112L79 117H80ZM92 111L95 114H92ZM73 112L75 113L76 111H73ZM11 113H13V114H11ZM76 113L73 115L78 116L77 115L78 113L77 114ZM212 113H213L212 108L206 111L207 115H210ZM10 114L14 117H12V116L10 117ZM64 114H65V111H64ZM52 115L55 116L56 114L54 115L52 113ZM62 115H59L60 116L59 118L64 117L67 114H65L64 116H62ZM93 115H95V116H93ZM57 116H56V118H57ZM76 116H74V117H76ZM229 117L230 116H228L227 119ZM23 118H24V120H23ZM8 119H11V121L10 120L8 121ZM54 119H55V121H53ZM75 119H77V117ZM93 119L91 120V122L96 120V119L95 120H93ZM191 119H192L191 117L189 119H187V122L190 121ZM57 121H60V119L59 120L57 119ZM63 121L64 120L62 119V123H63ZM73 121L75 122V120H73ZM7 122L8 123L10 122L9 125ZM64 123H66V120L64 121ZM246 123H248V124L246 125ZM6 124H7V126H6ZM57 124L58 123L56 122L55 126ZM61 124L59 123L60 126L63 125V124L62 125ZM74 124H72V125H74ZM88 124H85V126L86 125L88 126ZM93 125H95V124H93ZM93 125L91 124V126H93ZM241 125L244 127L241 128ZM85 126H82L85 128V130H83L84 129L83 128L82 132L80 130V131H78V134H77L78 136L83 135L84 139L87 138L86 133H89V132H87V130H86L87 127H85ZM90 127L88 129H91V131H93L92 129L95 128V127L94 128H90ZM50 128H48L47 130L48 131L51 130ZM110 129H112V128H110ZM252 129H254V130H252ZM42 130L45 131L44 129H42ZM194 130H195V128L191 127L189 129V133L192 134L194 132ZM2 131H0L1 134H3ZM104 131H103V133H104ZM201 131L202 130H200V132ZM101 132H100V137H101V134H103ZM1 134H0V136H1ZM6 134H3V135H5V137H6ZM74 134L72 135L73 137L71 136L72 139H74V137H76V136H74ZM8 135H9V132H8ZM28 135H30V136H28ZM195 135H194V137H195ZM80 136H79V138H80ZM185 137L188 138L187 135L183 136V138H185ZM6 138L8 139V137H6ZM47 138H44V139H47ZM110 138H112L111 139L112 142L110 141ZM22 139H20V140H22ZM28 139H26V140L28 141ZM42 139H41V141H42ZM81 139H82V136H81ZM98 139H99V137H98ZM55 140H57V139H55ZM76 141H78V140H76ZM80 142H81V140H80ZM80 142H79V145L80 144L82 145V142H84V141H82L81 143ZM23 143H25V142H23ZM39 143H38V145H39ZM51 144H53V143H51ZM77 144H78V142H77ZM125 144L129 145V146H127V148L128 147H131L132 149L139 148L140 150L137 149V150H139V154L142 156L146 155L149 160L148 161L147 160L141 161V162L138 161L135 164L133 163L134 165L133 166L131 165L132 167H130L131 168L130 171L128 173H125V174H119V170L122 167V166L119 167V165H123L122 163L121 164L118 163L119 165L117 168H116V166L113 167L110 164V166L106 167V169H109L110 167H111V169L106 171V169H104V167L102 166L104 160L116 159V157L118 155V153H116V152L117 151L120 152L119 150L126 149L124 147ZM46 145H48V147L51 146L49 144H46ZM55 145L56 144H54V146ZM57 145H60V143ZM19 146H21L22 148L24 147L22 145H19ZM35 146H36V143H35ZM40 146L42 147V145H40ZM68 146H69V144H68ZM45 147H42L43 150L45 149ZM76 147H77V145L75 143L74 149ZM34 148H36V147H34ZM51 148H52V146H51ZM59 148H61V147H59ZM69 148H70V146H69ZM81 149H82V147H81ZM55 150H57V149H55ZM38 151L41 152V149L39 148ZM44 151L47 152L46 149ZM65 151H66V149H65ZM75 151L76 150H74L73 154H75V153L77 154V152H75ZM67 152H69V151L67 150ZM190 152H191V155L188 154ZM53 153H54V151H53ZM54 154H56V153H54ZM57 154H59V153H57ZM57 154H56V156H57ZM51 155L52 154H48V156H51ZM10 156H11V154H10ZM60 156L61 155H59L58 159L60 158ZM11 157H14V156H11ZM8 158H9V154H8ZM61 158H62V156H61ZM220 158L223 160L221 161ZM47 159H49V158L47 157ZM55 159H53V161ZM9 160H10V158H9ZM9 160H8V162H9ZM29 160H30V163H32V160L31 159H29ZM57 160H56V162H54V163H57L55 166L59 165ZM218 160H220L221 162ZM11 161H13V160L11 159ZM26 161H27V159L25 160V162ZM44 161L46 162V158ZM15 162H12L10 165H12L13 163L15 164ZM47 163H49V162L47 161ZM110 163H111V161H110ZM27 165H29V164L27 163ZM63 165L64 164H62L60 166V169L62 168ZM68 165H67V168L63 167V168H65L64 169L65 171H67L66 169H68V167H69V169H71V167H73V169H74V166H72V164L69 166ZM0 166H1V162H0ZM26 166H24V167H26ZM123 167H124V165H123ZM3 168H5V167H3ZM19 168H18V171L20 172ZM141 168H144V169H141ZM103 169L105 172L108 173V174H105L103 171V173L106 175V177L101 172V170H103ZM64 170L62 169L61 171L64 172ZM18 171H16L17 175H19ZM22 171H23V173L25 172L24 168ZM58 171H59V168H58ZM155 172L159 173L157 175H159L160 179L158 178L155 181L153 180L154 182L153 181L150 182V185H151V183H153V184L161 183L162 187H160V189H156L154 191H151L149 188L148 189L146 188L147 184L144 183L145 182L144 180L148 176L147 174H150L149 176L155 178L157 176L155 174ZM21 173L22 172H20V174ZM76 173H78V172H76ZM92 173H93V171H92ZM107 176H109V177H107ZM248 183H249V185H248ZM133 185L141 186L143 189L139 188L137 190H134L135 187ZM226 187L227 188L230 187V188L226 189ZM224 188L226 190L221 193V190H223ZM86 190H88V189H86ZM54 193L53 194L51 193V195H55ZM105 194H106V196H105ZM45 199H46V197H45ZM103 199L104 200L108 199V201H110V205L111 204L115 205V208H113L111 210V209H109V207H106V209H104L105 207H104ZM2 200H3V198H2ZM79 205H81V203H79ZM83 206H86V205L83 204ZM90 207H93V206H90ZM84 208H82V209L84 210ZM80 209H81V206H80ZM129 210H131V211H129ZM58 211L60 212V209ZM203 211H205V212L207 211V213L206 214L204 213V215H203V213H202ZM15 212H16V210L13 213L15 214ZM7 214H10V213L7 212ZM7 214L5 213V215H7ZM80 214L82 215L83 212ZM187 214L193 215L194 217L201 215V216L207 217L208 220L211 217L212 218L215 217V219L217 217V219L211 220V221H207V220L205 221L204 220L206 222L205 226H204L205 230L203 229V231H202V227H201L202 224H200V227H201L200 230L201 231L198 230L199 233L197 235L194 234V236L193 235L191 236L190 234L187 235L186 233H184V235H180L179 232H181V231L185 232V229H183L184 226H181V229H183V230H180L179 225H180L181 219H183V217ZM83 215L85 216V213ZM84 216H83V218H84ZM59 218L60 217H58V219ZM50 222H52V221H50ZM103 227L104 228L107 227L108 230L106 228V231H103L102 230ZM52 229H54V228H52ZM243 230H245V232H243ZM246 230H247V232H246ZM39 233H41V232H39ZM50 233L52 235L51 231H50ZM53 234H54V232H53ZM72 235H74V234H72ZM24 236H26L25 233H24ZM60 237H62V236H60ZM32 238H33V236H32ZM57 238H55L56 244L59 242L58 241L59 238L58 239ZM75 238L76 237L74 235V239ZM131 238L134 241L137 240L136 241L137 243H133V240ZM52 239L54 240V238H52ZM90 239H93V238L91 237ZM130 239L132 240V242H130ZM60 241H62V240H60ZM6 243H8V242H6ZM59 243H61V242H59ZM59 243H58V245L60 246ZM64 243H66V241H63L61 244L64 245ZM80 243H83V242H80ZM67 244L71 245L70 248L73 247L72 243H66L64 246H67ZM83 244H85V243H83ZM83 244H80V245H82V246L79 245L80 247L76 244L75 248H76V246H78L79 249L80 248L84 249V247H86V245H83ZM51 246H52V244H51ZM54 246H56V245L54 244ZM64 246H62L61 249H63ZM90 246L92 248H90ZM67 247L69 248V246H67ZM68 248H67V250H68ZM67 250H66V252H67ZM80 251H82V253H83V251L85 252V250H80Z\"/></svg>","mask_w":264,"mask_h":264}]
</instances>
